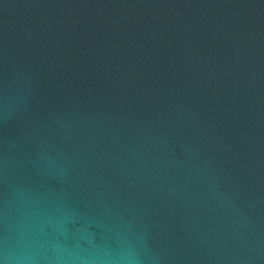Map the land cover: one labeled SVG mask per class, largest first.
<instances>
[{"label":"water","instance_id":"obj_1","mask_svg":"<svg viewBox=\"0 0 264 264\" xmlns=\"http://www.w3.org/2000/svg\"><path fill=\"white\" fill-rule=\"evenodd\" d=\"M0 264H264V0H0Z\"/></svg>","mask_w":264,"mask_h":264}]
</instances>
